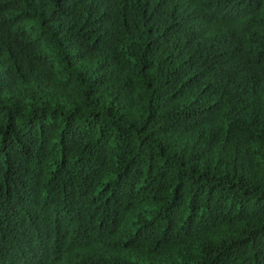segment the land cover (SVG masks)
<instances>
[{"label": "trees", "instance_id": "16d2710c", "mask_svg": "<svg viewBox=\"0 0 264 264\" xmlns=\"http://www.w3.org/2000/svg\"><path fill=\"white\" fill-rule=\"evenodd\" d=\"M0 264H264V0H0Z\"/></svg>", "mask_w": 264, "mask_h": 264}]
</instances>
